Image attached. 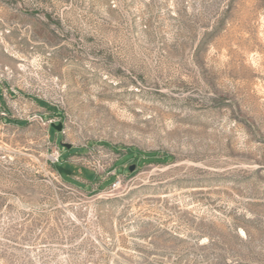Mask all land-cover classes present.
Masks as SVG:
<instances>
[{
	"label": "rangeland",
	"instance_id": "rangeland-1",
	"mask_svg": "<svg viewBox=\"0 0 264 264\" xmlns=\"http://www.w3.org/2000/svg\"><path fill=\"white\" fill-rule=\"evenodd\" d=\"M0 264H264V0H0Z\"/></svg>",
	"mask_w": 264,
	"mask_h": 264
},
{
	"label": "water",
	"instance_id": "water-1",
	"mask_svg": "<svg viewBox=\"0 0 264 264\" xmlns=\"http://www.w3.org/2000/svg\"><path fill=\"white\" fill-rule=\"evenodd\" d=\"M51 126L52 127H54V128H56L58 131H62V129H63V124H62V122H59L58 124H56V123H51ZM62 145L63 146H66L67 148H70L71 146H70V144H66V143H62ZM135 169V165H131L130 166V170L131 171H133Z\"/></svg>",
	"mask_w": 264,
	"mask_h": 264
},
{
	"label": "trees",
	"instance_id": "trees-1",
	"mask_svg": "<svg viewBox=\"0 0 264 264\" xmlns=\"http://www.w3.org/2000/svg\"><path fill=\"white\" fill-rule=\"evenodd\" d=\"M59 161H60V160H59ZM54 167H55V169L59 172V174L62 176V178H63L64 180L69 181V182H71V183H75L76 185L79 186V184H78L77 182L70 181V180L67 179V176H64V175H63L62 171L60 170L59 164H56V166H54ZM70 175H73V174H72V173H71V174L69 173V176H70Z\"/></svg>",
	"mask_w": 264,
	"mask_h": 264
},
{
	"label": "built area",
	"instance_id": "built-area-1",
	"mask_svg": "<svg viewBox=\"0 0 264 264\" xmlns=\"http://www.w3.org/2000/svg\"><path fill=\"white\" fill-rule=\"evenodd\" d=\"M60 156H61V154H60V152H59L58 150H56V151L53 153V157H54L55 162H59V160H60Z\"/></svg>",
	"mask_w": 264,
	"mask_h": 264
}]
</instances>
